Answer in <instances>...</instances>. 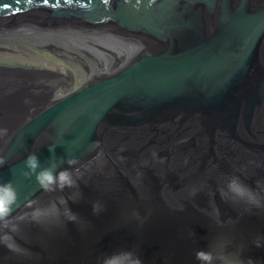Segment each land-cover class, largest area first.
<instances>
[{
	"label": "water",
	"instance_id": "1",
	"mask_svg": "<svg viewBox=\"0 0 264 264\" xmlns=\"http://www.w3.org/2000/svg\"><path fill=\"white\" fill-rule=\"evenodd\" d=\"M0 129V264H264V0H0Z\"/></svg>",
	"mask_w": 264,
	"mask_h": 264
},
{
	"label": "clouds",
	"instance_id": "2",
	"mask_svg": "<svg viewBox=\"0 0 264 264\" xmlns=\"http://www.w3.org/2000/svg\"><path fill=\"white\" fill-rule=\"evenodd\" d=\"M6 134V129H0V135ZM49 151H54L53 147H49ZM6 163L3 157H0V166ZM25 168L27 171L23 172L25 177L30 175H35V180L38 185L45 191H54L57 188L63 190L65 187L78 188L76 179L73 178L71 171L62 170L58 174L53 169L55 165L43 168L37 172L40 168V161L34 153H30L25 159ZM69 166H73L78 163L76 158H68L64 161ZM18 196L12 183H0V220H4L13 211L14 206L17 204ZM103 210V205L100 203H95L92 206V211L94 214H99ZM68 219L70 221H75L77 216L72 213L71 210L68 211ZM196 259L200 264H213V255L207 251H197ZM111 264H142V261L138 256L132 252H125L119 254V256L112 258Z\"/></svg>",
	"mask_w": 264,
	"mask_h": 264
}]
</instances>
